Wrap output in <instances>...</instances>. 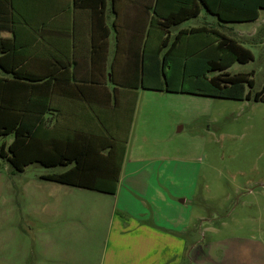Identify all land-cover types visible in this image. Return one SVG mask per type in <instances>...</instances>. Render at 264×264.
Returning <instances> with one entry per match:
<instances>
[{
    "label": "crops",
    "instance_id": "crops-1",
    "mask_svg": "<svg viewBox=\"0 0 264 264\" xmlns=\"http://www.w3.org/2000/svg\"><path fill=\"white\" fill-rule=\"evenodd\" d=\"M155 2L0 0V27L12 15L16 20V33L0 30V39L9 40L16 55H26L20 67L29 70L34 79H43L39 83L47 81V93L37 96L48 102L45 118L50 127L59 137L77 138L81 155L87 150L100 154L99 170L93 172L97 180L110 182L114 175L119 179L116 194L73 187L81 193L65 191V205H60L61 196L59 205L48 208L52 217L74 213L85 221L96 219L101 227L96 244L98 264L196 261L193 252L197 244L190 242L192 208L183 207L186 200L178 193L144 190L141 179L152 161L132 141L141 99L157 103L163 94L192 95L144 89L145 70L151 84L158 85L166 79L161 72L168 69L169 62L182 67L188 59L189 67L196 69L207 58L192 59V55L205 52L216 35L206 31L191 34V30L205 28L234 39L225 31L257 24L264 12L261 10L254 22L221 23L203 9L198 17L169 26L166 18L154 15ZM174 43L171 60L166 59ZM20 60L16 57L8 67L17 68ZM0 77L8 78L1 68ZM137 85L141 86L135 88ZM68 169L62 167L53 174ZM132 179L137 182L124 190L122 183Z\"/></svg>",
    "mask_w": 264,
    "mask_h": 264
},
{
    "label": "rangeland",
    "instance_id": "rangeland-1",
    "mask_svg": "<svg viewBox=\"0 0 264 264\" xmlns=\"http://www.w3.org/2000/svg\"><path fill=\"white\" fill-rule=\"evenodd\" d=\"M225 32L253 54L229 74L252 73V93L259 92L264 12L257 24ZM163 95L157 103L141 99L132 141L152 161L141 179L144 190L178 193L183 207L192 208L196 261L184 264H264V102ZM12 140L0 138V147ZM0 162V264H98L96 219L48 213L61 196L65 205V191L81 193L44 179L62 167L33 164L17 173Z\"/></svg>",
    "mask_w": 264,
    "mask_h": 264
},
{
    "label": "trees",
    "instance_id": "trees-1",
    "mask_svg": "<svg viewBox=\"0 0 264 264\" xmlns=\"http://www.w3.org/2000/svg\"><path fill=\"white\" fill-rule=\"evenodd\" d=\"M203 9L217 16L221 23L254 22L259 18L260 11L264 10V0H156L153 13L159 18H166L167 25L177 26L198 17ZM15 25L16 20L12 15L0 30L16 33ZM204 31L216 35V39L207 45L205 52L201 51L191 57H206L204 64L191 69L188 59L182 67L178 63L169 62L168 69L161 72L166 79H162L158 85L151 84L145 70L142 87L193 96L264 102V86L259 92L252 93L255 85L252 73L231 75L228 72L235 63L251 62V51L218 31L202 28L193 29L190 33ZM11 45L9 40L0 39V68L8 75V78L0 77V138L13 135L10 144L4 142L0 147V159L8 161L17 173H23L33 164L45 168L69 167L65 172L45 175L44 179L66 186L116 194L119 182L116 175L112 181L107 182L97 180L93 173L99 170L97 161L100 154L87 150L85 155H81L77 138L59 137L55 128L50 127L45 118L49 110L48 102L37 96L38 93H47V81L39 83L43 79H34L29 70L20 67L26 55H16ZM174 46L175 43L169 46L166 59L171 60ZM16 57H21L18 67H8V63ZM247 88L250 89L248 92ZM123 158L121 155L120 172ZM1 166L0 162V169Z\"/></svg>",
    "mask_w": 264,
    "mask_h": 264
}]
</instances>
